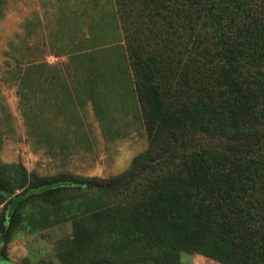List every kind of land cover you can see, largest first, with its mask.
Listing matches in <instances>:
<instances>
[{
	"label": "trees",
	"instance_id": "1",
	"mask_svg": "<svg viewBox=\"0 0 264 264\" xmlns=\"http://www.w3.org/2000/svg\"><path fill=\"white\" fill-rule=\"evenodd\" d=\"M115 3L149 148L105 186L1 166L0 236L71 218L62 264H264V0Z\"/></svg>",
	"mask_w": 264,
	"mask_h": 264
},
{
	"label": "rangeland",
	"instance_id": "2",
	"mask_svg": "<svg viewBox=\"0 0 264 264\" xmlns=\"http://www.w3.org/2000/svg\"><path fill=\"white\" fill-rule=\"evenodd\" d=\"M139 33L151 42L147 28ZM128 40L115 0H0V167L101 186L124 175L150 145ZM55 221L0 236V264H62L75 221ZM182 261L220 264L199 254Z\"/></svg>",
	"mask_w": 264,
	"mask_h": 264
}]
</instances>
